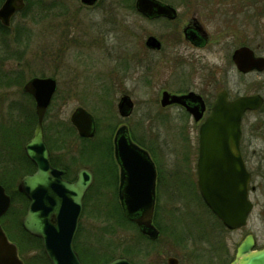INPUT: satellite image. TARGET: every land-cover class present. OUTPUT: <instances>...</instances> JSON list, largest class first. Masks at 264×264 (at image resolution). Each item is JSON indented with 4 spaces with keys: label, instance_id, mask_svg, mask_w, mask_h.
Wrapping results in <instances>:
<instances>
[{
    "label": "rangeland",
    "instance_id": "rangeland-1",
    "mask_svg": "<svg viewBox=\"0 0 264 264\" xmlns=\"http://www.w3.org/2000/svg\"><path fill=\"white\" fill-rule=\"evenodd\" d=\"M43 1L46 3L27 1L28 7L18 15L10 16L0 31V174L1 169L10 166L11 161L20 162V146L34 129L35 118L31 120L29 116L34 112V106L30 97L23 94V82L36 75L50 76L56 79L57 86L44 117V131L47 143L53 148V159L71 176L80 167H86L93 177L84 196V212L76 239L79 250L86 251L88 245L94 248L100 245L104 251L109 247L110 253L126 252L136 264H168L167 259L170 257L176 258L177 264H227L237 243L248 232L254 238L255 247H264V181H258L261 182L260 187L250 194L253 208L245 226L237 230L218 226L216 219L191 190L196 188L193 159L186 161V164L182 160L186 146L182 144V135L186 133V128L182 127L184 116L177 108L160 107L155 94V90L163 84L174 88L175 84L182 83L178 51L191 57L205 54L209 60L206 64L209 67L216 66L220 77L227 65L224 56L230 54L234 42L244 38L250 47L257 48L258 54L264 56V26L256 24L254 20L246 24L244 18L238 15L228 36L218 35L220 41L214 51L211 48L215 43L203 50L180 47L178 51H168L165 56L157 54L154 59L159 58L161 63L154 68L152 80L160 86L157 85L158 88L154 90L153 85V92L145 91L140 84L142 78L150 73L138 70L132 77L133 82L137 80L139 83L132 85L139 91H132L135 94L134 112L122 120L116 111L120 93H116L115 83L120 76L125 82H129L130 77L123 76V70H118L120 31L125 27L131 28L130 24H139L145 28L144 31H148V24L133 15V10L128 7L119 10L121 13L118 15V10L108 4L88 7L79 0H65L64 3L58 0ZM226 6L227 12L233 8V5ZM261 22L264 24V19ZM139 31V37H145L146 33ZM168 54L173 59L168 60ZM229 73L234 88L240 93L247 87V94L261 91V74L243 76L233 71ZM189 77L194 82L202 75L199 70H192ZM142 89L144 91L141 93ZM148 96L152 99H145ZM77 107L85 108L93 117L96 125L93 139L85 141L79 138L70 125V115ZM249 116L250 120L254 119V116ZM245 125L243 123L242 130H249L250 127ZM120 126H127L135 140L146 144L158 168L154 222L161 234L156 241L141 236L136 225L123 226L113 212L109 213L110 216L107 213L96 216L97 210L102 211L101 207H104L99 206L100 195L106 204L103 212L106 209L109 211V208L120 210L115 191L119 172L117 167L113 168L112 141ZM255 135H264V131ZM97 143H104V148L109 147L107 159L97 151L87 155V147ZM2 148L12 150L9 158H2ZM17 171L13 167L6 176L12 177ZM17 175L9 186L12 194L17 190L16 183L20 178ZM256 175L258 180L261 179L259 174ZM187 188L186 194L184 190ZM94 204L97 210H94ZM25 205L15 199L6 216L0 219L7 238L12 239L19 233L18 223L24 214ZM209 236L212 240L216 237L213 241L216 243L215 248L206 241ZM37 250L22 255L25 264H44L43 261H37V255L40 254Z\"/></svg>",
    "mask_w": 264,
    "mask_h": 264
},
{
    "label": "water",
    "instance_id": "water-1",
    "mask_svg": "<svg viewBox=\"0 0 264 264\" xmlns=\"http://www.w3.org/2000/svg\"><path fill=\"white\" fill-rule=\"evenodd\" d=\"M82 1L91 3L93 0ZM139 2L141 8L151 5L158 6L157 9L162 12L170 10L152 0ZM22 6V0H6L0 8L2 23L7 24L12 13ZM233 59L238 69L243 72L252 67L260 70L264 67V58H254L248 48L236 50ZM55 88L56 82L52 77H34L23 85V90L34 99L36 114L33 134L23 149L35 164L36 170L24 176L17 186L29 199L22 226L27 232L41 239L43 251L51 264H82L72 247V239L82 210V197L92 182V173L82 168L74 181H68L62 178L60 170L49 164L42 121ZM260 104L257 96L240 97L234 102L219 98L200 129L198 189L209 209L229 229L243 226L251 208L247 199L249 174L244 169L238 142L243 111L257 109ZM125 105L130 107V102L123 99L118 104L119 109ZM120 113L125 115L128 112ZM71 122L80 136L93 135L92 117L84 109L78 108L73 112ZM115 149L124 172L120 197L125 212L141 232L155 238L157 230L151 224L156 174L154 164L144 150L128 141L123 130L118 131L115 137ZM9 204L10 198L0 185V216L5 213ZM254 245L253 236L247 235L237 244L230 264H264V247L256 249ZM176 261L171 257L168 264H176ZM0 264H22L17 256L15 243L7 239L1 227ZM106 264L131 263L126 257L118 256Z\"/></svg>",
    "mask_w": 264,
    "mask_h": 264
},
{
    "label": "flooded vegetation",
    "instance_id": "flooded-vegetation-1",
    "mask_svg": "<svg viewBox=\"0 0 264 264\" xmlns=\"http://www.w3.org/2000/svg\"><path fill=\"white\" fill-rule=\"evenodd\" d=\"M0 1L1 7L5 0ZM22 1L24 6H26L27 1L29 0ZM38 1L41 2L40 4L46 3L43 0H31L32 3H36ZM79 1L88 7H94L96 5L102 4L111 5L118 10V15L121 13L119 10L128 7L129 9L133 10V15L142 18L146 24H148V31H144L145 28H141L139 24H130L131 28L125 27L120 31L123 38H120V44L117 46V62L119 66L118 70H123V76L130 77V81L125 82L122 76H120L118 77L119 81L115 83V87L118 90L116 93H120L117 100L116 111L119 113V116L122 118V120L129 117L131 112H134L135 98L133 96H135V94L132 91H138V89L132 85L134 83L139 84L137 80L133 82V76L137 74L138 70L142 69V73H148L147 71L150 73L149 76L142 78L140 84L144 86L145 91L153 92V85H155L154 90L155 88H158L157 85L159 84L152 80L154 68L156 69V67H158L161 63L159 58L154 59L157 54H164L165 56V53H168V51H178V48L180 47H190L191 49L203 50L209 48V46L215 43L211 48L214 51L220 41V39H218V35L221 34V36H228V32L233 30L231 27H234L233 23L234 21H237L238 15H241V17L244 18L246 24L252 23L251 20H254L256 24L264 26V24L261 22V19H264V0H235V2H231L230 0H152L157 5L169 8L170 10H168V12H162L157 9L158 6L151 5L145 8L142 7V9L139 2L140 0H93L91 3H86L82 0ZM57 2L64 3L66 1L58 0ZM230 2L233 5L232 10H234L227 12L226 4L232 6ZM182 6L184 9H182ZM244 8L246 9L244 10ZM22 10L23 9L15 11L12 17L18 15ZM115 14L117 15V12ZM219 20L221 22H219ZM210 26H213L214 28H211ZM1 27L2 24L0 23V31L2 30ZM139 30H142L143 33H146L145 37H139ZM232 40H234V36L232 37ZM240 48L250 49L254 58H264L263 55L258 54L257 48L253 49L250 47L247 44V41L243 38L241 41L234 42L232 44L230 54H226L224 56L226 58L227 65L226 68L221 71V77L219 76V69L216 66L209 67L206 64L209 60L205 57V54H203L204 56L197 54L194 55V57H191L188 55L185 56V53H180L178 51V63H181L180 68L182 67V83L180 85L175 84L174 88H169L161 82L163 84L161 86L162 88L159 87L156 89L155 94L157 98H159L158 101L160 107L164 109L177 108L178 111L182 112L184 116L185 120L182 121V127L186 128V133L182 135V144L183 146L184 144L186 146L183 150L184 154L182 156V160L184 161V164H186V161L193 159L195 179L197 178L196 167L201 147L200 129L202 124L206 121L209 113L212 111L216 100L223 98V100L227 102H234L236 99L245 96H257L260 99L261 104L257 109H246L243 111L244 113L241 116L240 122L241 134L238 143L244 169L249 174L247 195L248 199L252 203L250 194L260 187L261 182L258 181H264V135H259L258 137L255 135V133L264 131V67L261 70L257 69L256 67H252V69H249L248 71H240L235 60L233 59L234 52ZM166 57L168 60L173 59L170 54L166 55ZM148 68L152 69L148 70ZM192 70L200 71L202 77L199 78L198 81L196 80L192 82L191 78L189 77V75L192 73ZM120 71H118V73L121 74ZM229 71L236 72L237 74L243 76H248L251 73L261 74V91L247 94L245 93L246 90L249 89V87H247L243 92L240 93L238 89L234 88V83ZM155 74L157 75V71H155ZM113 85L114 84H112V88L114 87ZM143 91L144 90L142 89L141 93ZM140 97H142V94ZM150 98L152 99L151 96H148L145 99ZM123 99H126L130 102V107L125 105V108L123 107L122 109H119L118 104ZM75 111L76 108L72 112ZM87 112L89 113V111ZM120 112L128 113L122 116ZM193 112H200V114L197 115ZM249 115L254 116V119L250 120ZM243 123L246 124L245 127H250L249 130H246L245 128L244 131L242 130ZM93 127L94 135L92 137H95L96 125L94 119ZM120 129L125 131L129 142L142 147L148 152L147 148L141 146L131 136V131H129L127 126H120L117 128V131ZM114 138L115 136L112 138L113 156L115 161L113 168L117 167L119 172L118 184L115 191L116 194L120 196L121 178L123 177L124 172L118 158L116 157ZM189 149H191L190 152ZM58 169L62 171L63 176L62 168ZM34 170L35 166L32 171ZM32 171L26 174L32 173ZM156 172L155 194L157 193L158 168H156ZM256 173L259 174L261 179L258 180V175H256ZM76 174L74 177L71 176L68 179L73 180L76 177ZM191 190L193 194H198L197 189ZM184 191L187 194L188 188ZM24 198L26 197L24 196ZM26 200L28 199L26 198ZM155 217L156 210L153 212L152 224L157 228L159 234L156 239H152L153 241H156L161 234L159 227L155 225ZM78 223H80V219ZM79 226L80 225L78 224V229ZM248 234L250 233H246L245 236ZM77 236L78 235L76 233L74 237L75 242ZM141 236L146 237L142 234ZM146 238L149 239V237ZM128 258L133 264H136L131 259V257L128 256ZM231 259L232 257L230 260Z\"/></svg>",
    "mask_w": 264,
    "mask_h": 264
},
{
    "label": "trees",
    "instance_id": "trees-1",
    "mask_svg": "<svg viewBox=\"0 0 264 264\" xmlns=\"http://www.w3.org/2000/svg\"><path fill=\"white\" fill-rule=\"evenodd\" d=\"M26 7H28V6H26ZM29 116H31V120L34 119L35 118L34 112H32L31 115H29ZM30 135H31V132L29 133V136L27 137L28 139H29ZM83 140L86 141L87 139H83ZM136 141L141 146L146 148V144L144 145L141 142H139L138 140H136ZM49 147H50L51 150H53V148H51L50 145H49ZM102 147H103L104 150H102ZM104 147H105L104 143L102 145L97 143V144H95L93 146H88L87 150L89 152H88L87 155L92 154V152H94V153L98 152V154L103 156L104 159H107V157H109V154H108L109 152L107 151L109 147H106V148H104ZM2 149L4 151V153L2 151V155H1L2 158L3 157L5 159L9 158L11 156L12 150L10 148L9 149L8 148H2ZM20 149L22 150V154H20V162H17L16 160H15V162L11 161L10 166L1 169L2 173L0 174V184H2L5 187L6 192L10 194L12 202H14V200L16 199L17 201H20L21 204L26 203V205H25V210H26L27 200L24 198L23 194H21L18 191L14 190L15 194H16L15 195V194H12L13 191L11 192L9 190V186H11L12 183L15 181L16 174H18L17 177L18 176L21 177L23 174L31 172L34 169L32 163L26 158V156H25V154L23 152L22 146H20ZM86 157L91 158L90 156H86ZM51 162H52V165L57 166L59 168H62L63 176H64L65 179H68V178L71 177V175L68 174L67 170H65L61 166V164L57 163L53 158H52ZM13 167L15 169H18V171L12 177L8 178L6 176V174L8 173V171L10 169H13ZM103 201H105V200L100 195V204H99V206L102 205V206L106 207V204ZM93 207H94V210H97V208H98L96 204H94ZM104 207H101L102 211L97 210L96 216L102 215L103 213L104 214L107 213V215L110 216L109 213L113 212V214L115 215L117 220L123 226H127L128 227L129 225H134L132 222H130L128 219H126L124 217V215H123L121 210H115V209L109 208V211H107V209H106L105 210L106 212H103L104 211V209H103ZM94 210H92V212H96ZM24 213H25V211H24ZM218 226L223 227L222 224L219 223V222H218ZM18 232L19 233L17 235L12 236V239H10V240H12V241H14L16 243L19 254L22 256L25 252H28V251L33 250V249H38L37 251L40 254L37 255V257H38L37 261H39V262L46 261V258L44 256V253H43V250H42L40 239H38L37 237L32 236L31 234L26 232L21 226V220L18 223ZM215 240H216V237H215L214 240H212V239H210V236H209V238L206 239V241H209L210 245L213 246L214 248L216 247V243H213V241H215ZM99 247H100V245H99ZM99 247L98 248H94L93 246L88 245L87 250L84 251V252L82 250H79L76 246H75V249L78 251L79 256H80V258H81V260H82V262L84 264H103V263L107 262L110 258H112L116 254V252H113V253L108 252L109 251V249H108L109 247L105 249L107 254L105 253V251H104V249L102 247H100V248ZM103 252L105 253V255H102ZM121 253L125 254V255H128L126 252H121Z\"/></svg>",
    "mask_w": 264,
    "mask_h": 264
}]
</instances>
